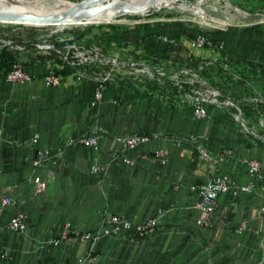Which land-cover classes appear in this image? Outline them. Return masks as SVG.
<instances>
[{
    "label": "crops",
    "instance_id": "crops-1",
    "mask_svg": "<svg viewBox=\"0 0 264 264\" xmlns=\"http://www.w3.org/2000/svg\"><path fill=\"white\" fill-rule=\"evenodd\" d=\"M227 26L209 22L211 28ZM243 31L209 33L219 50H196L187 40L168 44L150 37L137 45L132 32L102 37L99 45L129 64L136 58L132 54L173 63L190 56L228 61L244 76L238 109L248 131L231 121L230 108L210 106L209 119L195 121L186 111L167 112L161 100L115 82L105 86L102 100L92 105L93 80L69 74L58 87H48L43 80L51 66L47 61L19 59L35 80L7 84L0 78V199L16 201L13 208L0 207V264H77L87 255L86 241L69 236L59 245L49 243L63 225L95 233L110 215L142 221L158 212L162 217L153 236L103 237L95 245L93 264H264V222L259 219L264 185L243 165L245 159H257L264 170V35ZM120 42L125 48L118 47ZM95 132L106 134L97 151L69 144ZM135 132L160 136L129 151L113 141L115 135ZM198 136L212 154L231 149L233 158L218 170L238 186H251L236 198L220 195L214 213L202 217L203 225L196 224L201 217L188 187L204 183L216 169L199 160L191 140ZM38 148L49 149L53 159L33 170ZM159 148L169 153L165 164L149 160ZM125 159L134 165L125 164ZM95 163L98 173L90 171ZM34 177L45 182L39 195L33 193ZM17 212L24 215V234L7 229ZM241 223L245 228L238 232Z\"/></svg>",
    "mask_w": 264,
    "mask_h": 264
},
{
    "label": "rangeland",
    "instance_id": "rangeland-1",
    "mask_svg": "<svg viewBox=\"0 0 264 264\" xmlns=\"http://www.w3.org/2000/svg\"><path fill=\"white\" fill-rule=\"evenodd\" d=\"M66 1L85 3L87 8L95 2V0H91V4H88L86 1L90 0ZM165 1L171 2L172 6L170 8L159 6L155 9H146L142 13L127 9L121 15L98 22L67 20L68 22L59 25H31L18 21L1 20L0 48L6 46L14 51L18 63L19 59H25L32 63L47 61L53 67L57 65V60L65 51L63 49L60 52L61 54H58L54 50L59 39L73 38L77 45L76 50L88 62L80 68L88 74L87 78H80L75 75L76 78L93 80L96 88L98 85L96 79L108 76L109 81L106 82L105 86L110 87L114 82L120 85H129L143 94H150L155 101L161 100L167 112L174 110L186 111L195 121L198 119L194 117L193 110L198 106H202L206 110L212 106L219 111L230 108L232 114L228 117L231 121L241 129L248 131L238 109L240 100H242L241 92L244 83L242 79L244 76H242L241 71L230 66L228 61L221 59L209 61L207 58L196 59L190 56L180 63H173L170 59L165 61H161L156 57L142 59L141 56L132 54V58H136L133 59L131 64L126 58H122V60L115 58L120 63L116 67L106 64L113 57L106 52L105 48L99 45V39L111 35L121 36L132 32L136 33L137 45H139L138 40L147 37L155 40L158 37H165L168 39V44L179 43L182 39L183 42L187 40L188 47L195 49L192 47V41L197 35L202 34L209 38V33L214 34L227 28L244 30L243 33L256 31L264 35V0ZM228 5L235 6L240 12L253 16L254 19L241 22L231 21L229 16H232L233 12ZM193 8H199L200 12H195L192 10ZM209 22L216 27H223L227 24L230 26L224 29L220 27L211 28ZM144 34L147 36H143ZM183 42L181 45H183ZM124 46L121 42L118 44L121 49L125 48ZM97 52L102 55L100 62L95 61L94 53ZM0 78L3 79V76ZM213 94H216V97ZM93 97L94 92L92 99ZM118 104V100L113 101V105ZM256 114L259 116L258 113ZM207 119H209L208 111L207 117L201 120ZM97 133L104 137L106 135L100 132ZM133 134L142 133L135 132L130 135ZM144 135L149 137L151 141L157 140L160 136L158 133ZM116 136L120 135H115L112 138ZM169 137L177 139L171 134ZM191 140L195 144V150L201 147L209 152L202 137H193ZM224 149L222 148L218 154L209 153L212 156H217ZM199 160L203 162L201 159ZM240 225H244L245 228V223Z\"/></svg>",
    "mask_w": 264,
    "mask_h": 264
},
{
    "label": "built area",
    "instance_id": "built-area-1",
    "mask_svg": "<svg viewBox=\"0 0 264 264\" xmlns=\"http://www.w3.org/2000/svg\"><path fill=\"white\" fill-rule=\"evenodd\" d=\"M73 39V38H69ZM163 43H167L168 39L165 37H158ZM65 39H59V41ZM74 40V39H73ZM75 41V40H74ZM192 47L201 50V49H214L219 50L221 48L220 45L214 43L207 36L199 34L192 41ZM77 45L74 43L73 46L64 49L65 51L61 54L62 50H58L56 47L54 50L60 55V59H62L63 64H57L53 67L50 66L43 76V80L46 86L48 87H58L61 84L63 76L57 73V70L63 69L64 64L70 65L72 68H77L72 75H78L80 78H87L88 74L85 71L80 70L83 65H86L88 62L85 58H82L81 53L77 50ZM21 49V48H20ZM19 49V50H20ZM95 61H101V53H94ZM107 65H112L118 67L120 64L119 61L115 58L111 59L106 63ZM3 80L7 84L13 83H21V84H30L35 80V76L25 70L20 63H15L11 69L3 76ZM97 87L94 91L92 105L99 103L103 98V90L106 82L109 81V77L105 76L101 79H96ZM216 97V94H213ZM216 101V99H214ZM240 114V112H239ZM193 115L196 119L201 120L207 117V110L198 106L193 110ZM104 139V136L95 132L90 135L81 137L75 141H69V144L77 143L79 145L90 148L94 151H97L99 148L100 142ZM2 141L1 130H0V143ZM113 141L119 146L122 151H129L135 148L141 147L151 140L144 134H133V135H123L116 136L113 138ZM177 146L180 147L181 144L177 143ZM199 158L212 166L215 167L216 173L210 177L204 183L198 186H190L188 187L189 191L192 192L196 196V204L195 209L199 212L200 217L197 219V225H203L202 217L204 215L213 214L216 208L217 199L220 195H230L233 198L239 197L242 194L248 193L251 189L250 185L246 186H238L234 182L231 181L228 175L220 172L219 166L223 163H226L230 159L233 158L234 154L231 149H224L219 155L212 156L206 149L197 148ZM168 151L163 148L155 149L149 156V160L165 164L168 162ZM53 159V154L49 149L38 148L35 151V155L32 159V168L33 170H37L41 168L43 165L48 164ZM125 164L132 166L134 165V161L131 159H125ZM243 165L245 166L248 174L255 179L260 184L264 185V170L260 161L257 159H245L243 161ZM90 171L92 173L99 172L98 164H93L91 166ZM33 193L34 195H39L45 190V182L42 181L38 177H34L33 179ZM16 201L9 196L2 197L0 199V207L1 209L15 207ZM162 217V213L158 212V214L152 218H148L142 221H132L128 218L118 216V215H110L105 219L104 226L100 231L95 233L85 232L82 233L74 228H72L69 224L63 225L58 236L55 239L49 241L50 244L59 245L68 239L69 236H74L76 238H81L86 241L89 245L87 255L85 259L77 264H93L95 261L94 251L96 243L103 237H123V236H133L139 240L147 239L153 236L158 229L159 221ZM259 219L264 222V207L260 209ZM244 225H240L238 232H242ZM7 229L9 231L24 234L26 231V223L24 219V215L20 212H17L7 223Z\"/></svg>",
    "mask_w": 264,
    "mask_h": 264
},
{
    "label": "bare ground",
    "instance_id": "bare-ground-1",
    "mask_svg": "<svg viewBox=\"0 0 264 264\" xmlns=\"http://www.w3.org/2000/svg\"><path fill=\"white\" fill-rule=\"evenodd\" d=\"M159 6L170 8L172 3L165 0H95L93 5L87 8L85 3L66 0H0V21L12 20L31 25H59L67 20L98 22L121 15L127 9L142 13L146 9ZM228 6L233 12V15L229 16L230 20L241 22L254 19L253 16L240 12L235 6ZM192 10L200 12L199 8Z\"/></svg>",
    "mask_w": 264,
    "mask_h": 264
},
{
    "label": "trees",
    "instance_id": "trees-1",
    "mask_svg": "<svg viewBox=\"0 0 264 264\" xmlns=\"http://www.w3.org/2000/svg\"><path fill=\"white\" fill-rule=\"evenodd\" d=\"M58 50L60 51L62 49L58 48ZM15 63H17L16 53L8 47L2 46L0 48V77L4 76ZM57 64H63L62 59H58ZM63 66V69L57 70V73L62 76H68L69 74L74 73L77 69L70 67L68 64H64Z\"/></svg>",
    "mask_w": 264,
    "mask_h": 264
},
{
    "label": "water",
    "instance_id": "water-1",
    "mask_svg": "<svg viewBox=\"0 0 264 264\" xmlns=\"http://www.w3.org/2000/svg\"><path fill=\"white\" fill-rule=\"evenodd\" d=\"M86 2L88 4H91V0L90 1H86ZM56 19H61V17H56ZM74 43H75V41L73 39H65V40L58 41L57 42V47L58 48H67V47L73 46Z\"/></svg>",
    "mask_w": 264,
    "mask_h": 264
}]
</instances>
